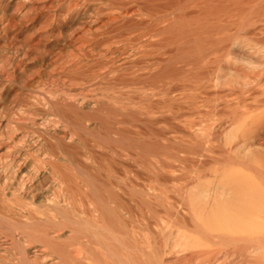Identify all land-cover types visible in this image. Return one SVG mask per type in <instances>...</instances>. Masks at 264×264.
<instances>
[{
  "label": "bare ground",
  "instance_id": "1",
  "mask_svg": "<svg viewBox=\"0 0 264 264\" xmlns=\"http://www.w3.org/2000/svg\"><path fill=\"white\" fill-rule=\"evenodd\" d=\"M12 1L0 0L10 7L0 9V38L30 27L36 44L30 48L26 40L23 53L49 42L53 49L69 48L48 62L40 55L46 75L72 76L92 66V80L136 85L132 94L144 95H85L70 88L27 95L30 109L53 107L72 131L53 129L49 156L34 164L13 152L0 162V264H264V0ZM235 19L262 45L220 49L234 68H224L230 78L220 77V95H210L219 92V78L208 79L206 69L214 35ZM12 73L22 78L19 69ZM185 76L193 80L178 78ZM156 96L167 106L158 115L151 112L160 100L149 102ZM134 99L149 102L145 129L117 128L111 116L118 106L130 117L142 113ZM209 102L194 119L172 111ZM14 115L19 110L7 121L17 128ZM161 121L172 124L170 132L153 127ZM93 136L112 146L119 141L109 169L133 176L117 184L102 177L100 166L81 165L76 146ZM17 141L10 130L0 134L2 144ZM87 154L95 156L91 149ZM28 166L33 179L48 172L55 177L51 197L25 183ZM145 171L149 183H136ZM75 205L84 217L74 218ZM70 232L75 243L65 245Z\"/></svg>",
  "mask_w": 264,
  "mask_h": 264
},
{
  "label": "rangeland",
  "instance_id": "2",
  "mask_svg": "<svg viewBox=\"0 0 264 264\" xmlns=\"http://www.w3.org/2000/svg\"><path fill=\"white\" fill-rule=\"evenodd\" d=\"M18 3L19 0H13L11 6H17ZM84 3H88L90 6H94V3H98V0H87ZM0 6L2 7L0 9L5 8L8 12L10 11L9 9L10 7L7 8L4 6V4L3 5L1 4ZM76 22L77 21L73 19L71 20L70 23L75 24ZM238 22H239L238 19H235L232 25L223 28L220 27L218 32L216 31L214 35V38H216L215 43H213L212 45V51H213L212 61L206 67V69H208V74H207L208 79L219 78L218 80L219 82L220 77H222L221 79L222 81H227L230 78L227 75V71H225L224 68H234V66L230 62H228L224 56H220V49H224V48L233 49L235 46L246 43H249V46H254L255 44L262 45V43L257 42V40H260L259 38L246 34L243 27L239 25ZM37 27H39V25H37ZM33 31L34 30L30 27L29 28L23 27L18 31L9 33L10 39L6 40L4 39L5 37H3V39L0 38V134H4L7 130H10L11 133L14 136H17L19 139V141H17L14 144H10V143L2 144L0 142V162H2L3 159L6 158V156H8L13 152L16 154L17 153L22 154L23 157L27 159V161H31L32 164H34V161L37 162V159L42 160L43 158H47L49 156L47 144L54 142L53 137L50 135L52 134L53 129L65 130L68 132L72 131L71 126L56 113L53 107L46 106L43 108L40 107V108L30 109L27 106V102H26L27 95H49V92L52 89L63 90L65 88H70L74 90L73 91L74 93H81L85 95H113V96L144 95L140 93L132 94L131 91H134L135 88L138 87L136 85L123 84L113 80L111 82H108L106 80L98 81L97 79L92 80L95 71H97V68L92 66L86 68L82 72L72 73V76L66 75V76L57 77L53 75L51 76L46 75L48 74L45 72L46 63L45 65H43L42 63L39 62L38 58L40 57V55L41 54L45 55L44 60L45 62H48L49 59L57 53H60L61 55H66L69 52V48L62 45L59 46L57 49L55 48L56 49L55 50L49 46L50 43L49 42L35 48V52H34L35 54L23 53L26 50L21 51L19 49L20 47L22 48V45L25 43L26 40H27V45L30 48L34 47L36 44V35L35 33H33ZM1 34L2 33H0V35ZM221 53H223V51H221ZM15 68L20 70V73H22V78H18L17 76H15V74L12 73V69L14 70ZM187 77L189 78L190 76L178 77V78L182 80V82L184 81L185 84H189L187 81ZM190 80L192 81L193 78L190 77ZM218 87H219L218 90L219 92L212 93L210 95H220V82ZM175 98H178L177 95H175ZM158 99L160 100L161 97L160 96L153 97L151 98V100H149V102L159 101ZM124 101H125L124 99L121 100L122 103ZM133 101L137 103L136 105L137 107L138 105L141 106L140 112L142 113H138L137 116L131 115L130 117V114L129 115L126 114L127 110L124 111V109H119V106L116 105L118 106L117 107L118 113L116 112L117 114L111 116L112 122L114 123V125H116L117 128L122 127L124 130L127 129L128 131L130 130L143 131L146 127V124L142 123L143 114L146 111L145 109L147 108L146 106L149 102L143 101L142 103H138V100L136 99H134ZM210 104L211 103L209 102L205 104L203 107L198 106L196 107L197 108L196 110H190V111L185 108L174 107L172 111L176 113L177 116L184 115L189 119L191 118L194 119L198 116L200 112L207 110L209 108L207 106H209ZM166 109L167 106L163 108L162 101L160 100V105L157 104L156 108L151 113L154 115H158L161 112L165 111ZM11 110L12 111L19 110L20 112L19 116L14 115L12 118L13 121L15 122L18 121L20 123V126L17 128L14 127L13 124H10L11 121L10 122L7 121L8 119L7 115ZM23 112L24 114L21 115V113ZM171 125L172 124H170L169 122L161 121V122H156L153 125V127L155 129H160L166 132L167 131L170 132ZM98 128L99 126H96L95 132L98 130ZM96 137L93 136L90 139H88L91 141L93 138V141L88 142L89 146H87L88 143L86 146L81 143L77 144L76 148L78 149H76V151L78 155L79 153L82 154L83 159L80 158L81 154L78 157L80 160L83 161L84 164H82L81 161H79V163L81 165H85L87 163L86 166L88 165L100 166V169L102 168L100 170L101 171L100 174L102 175V177L113 180V182L119 181L118 179L120 178L124 179L126 177L133 176L134 171H126L125 168L119 169L118 165H116L117 169H119V171H117L118 173L114 174L110 171V169L113 167L112 161L114 159V154H115L113 148H115V150H118L121 147V143H119V141L116 142L112 141L114 146H116L114 147L109 143V141L104 142L103 140L102 141L99 140L103 136L95 140ZM37 139L40 140L41 142H44L45 144L34 147L33 145H30L33 144V141ZM99 141H101L102 146L101 143L99 145ZM104 145L109 149H111L112 153L110 150L104 147ZM90 149L93 150L95 153V156L92 159L87 157L88 156L87 152L90 151ZM124 153L125 152H123L122 154L123 155L122 158L127 159L126 162L128 163V165L130 166L135 165V163H133L132 161V159L135 160V157H131L132 159L130 160L129 159L130 157L128 158ZM59 156L63 158L64 155L60 153ZM64 163L67 165L66 162ZM30 168L31 167L28 166L27 169L24 170L23 177L25 179V183L29 184V182L31 183L32 181L33 185H37L38 188H40L39 190L40 192H43L46 197H51L55 188V177L50 172H48L46 175H42L40 178L38 176L39 179L38 178L33 179L32 175L27 174ZM135 168L136 167H134V169ZM113 169L116 168L114 167ZM112 177L113 179H111ZM115 179L117 181H115ZM149 180H150V174H148L145 171L144 175L142 176V179L136 183L141 182L143 184H148ZM117 184H120V181ZM35 204L37 205V203ZM34 208H36V206ZM73 210L71 211V214L74 215V218L77 219L78 217L79 218L84 217V215L80 213L81 210H83V207H81L80 205H75V208ZM143 212L148 214L146 209H143ZM76 214L77 216H75ZM161 215L163 216V212L161 213ZM67 231L68 230L64 232L66 233ZM1 235L3 236L4 234L2 233ZM70 236H71V232L67 233L66 236L62 238L61 242L64 243L65 245L74 244L75 241L74 242L71 241ZM83 236L84 237H81L82 240L86 241L88 237L87 234ZM73 246H77V245H73ZM0 253L3 254L4 252L0 250Z\"/></svg>",
  "mask_w": 264,
  "mask_h": 264
}]
</instances>
